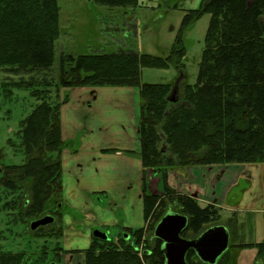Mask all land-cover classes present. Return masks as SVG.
<instances>
[{
	"label": "trees",
	"instance_id": "obj_1",
	"mask_svg": "<svg viewBox=\"0 0 264 264\" xmlns=\"http://www.w3.org/2000/svg\"><path fill=\"white\" fill-rule=\"evenodd\" d=\"M93 2L109 10L137 7V0ZM59 11L57 0H0V69L13 74L51 69L54 44L60 37ZM205 14L210 18L196 82L183 85L176 102L170 103L167 97L172 86L143 84L141 71L169 67L182 71L183 35ZM58 65L56 91L84 87L137 90L139 159L144 170L160 178L162 188V196L149 195L145 190L142 193L146 229H122L110 238L107 234L105 240L92 238L89 247L80 252L83 264H142L135 251L139 246L147 251L145 264H164L161 241L153 237V230L167 213L187 218L180 234L184 240H193L218 225L230 232L228 251L217 264H236L231 252L237 249H254L256 263L264 264V242L235 244L234 220L221 223L218 208L211 204L201 207L194 198L175 192L167 182L169 171L264 163V0H200L198 8L185 12L164 58L120 51L61 56ZM43 83V90L23 81L3 85L5 98L11 97L12 89L26 88L40 104L19 123L16 136L23 164L0 171L3 190L18 196L1 209L10 212L12 222L27 227L46 215L52 216L58 227L49 229V225L30 234L59 240L60 211L52 208L60 199L59 157L75 143L62 140L60 103L48 102L50 84ZM42 249L34 263L55 262L48 258L47 249ZM51 251L56 257L61 249L56 244ZM185 262L201 264L192 250L187 251ZM0 264H26V256L0 253Z\"/></svg>",
	"mask_w": 264,
	"mask_h": 264
},
{
	"label": "crops",
	"instance_id": "obj_2",
	"mask_svg": "<svg viewBox=\"0 0 264 264\" xmlns=\"http://www.w3.org/2000/svg\"><path fill=\"white\" fill-rule=\"evenodd\" d=\"M170 1L173 0H137V8L160 10ZM181 2L186 11L193 9L186 8L188 2L199 6L200 0ZM172 7L167 6L166 11ZM60 99L61 138L75 145L64 149L59 157L60 199L53 207L61 213L59 240L68 246L57 253L51 264H83L80 252L89 247L94 232L115 234L122 229H141L143 191L159 196L162 188L160 178L144 170L139 159L136 89L65 88ZM258 166L191 167L169 171L167 182L199 205L211 204L232 214H263L264 206L253 202L239 201L226 207L228 193L241 179L258 182ZM253 243L258 242L251 238L239 244ZM234 257L240 258L241 254Z\"/></svg>",
	"mask_w": 264,
	"mask_h": 264
},
{
	"label": "rangeland",
	"instance_id": "obj_3",
	"mask_svg": "<svg viewBox=\"0 0 264 264\" xmlns=\"http://www.w3.org/2000/svg\"><path fill=\"white\" fill-rule=\"evenodd\" d=\"M57 1L60 9V37L54 44L55 63L53 67L47 71H23L19 74H13L7 69H0V171L4 167L23 164V156L19 152V139L16 136L19 131V123L40 104L31 97V90L26 88L12 89L11 97L5 98L3 85L23 81L25 84L35 83V89L43 90L45 89L43 82H45L50 84L47 88L50 92L48 102L51 104L60 103V92L63 88L56 91L54 87L60 74L59 57L110 55L120 51H134L164 58L169 52L185 12L189 10H184L181 0L166 3L167 6H173L169 11H166L168 9L166 5H163L164 8L162 7L160 10L137 7L135 9L109 10L96 5L93 0ZM186 8L195 10L198 8V4L188 2ZM209 18V15L206 14L201 16L185 31L182 71L179 72L174 67H169L166 70L145 68L141 71V83L171 85L174 90L173 98L181 95L183 85H194L201 62ZM245 166L253 167V165ZM258 173V182L250 183L246 179H241L237 186L231 188L226 202L227 208L235 206V203L239 201L242 203L253 202V204L264 206V163L260 164ZM1 177L0 172V179ZM161 195L162 192L159 196ZM17 197V194L11 196L6 193L0 184V253H23L26 256V264H35L34 261L39 257L42 248H46L48 258L52 259L56 252L51 250L55 248L56 244L62 250L68 246V243L65 245L64 241H55L47 237L36 238L30 234L27 225L21 222H12L13 218L8 216L10 212L3 211L1 207ZM67 212L70 213L68 210ZM220 216L221 223L228 219L234 220L236 229L233 242L235 244L249 242L251 238L253 242H264V213L232 214L224 209L220 210ZM147 224L148 222L145 223V229ZM51 228L53 227L50 226L49 229ZM108 236L110 238L113 233ZM231 254L234 256L241 254L240 258L236 257L238 264H257L254 249H237L233 250Z\"/></svg>",
	"mask_w": 264,
	"mask_h": 264
},
{
	"label": "water",
	"instance_id": "obj_4",
	"mask_svg": "<svg viewBox=\"0 0 264 264\" xmlns=\"http://www.w3.org/2000/svg\"><path fill=\"white\" fill-rule=\"evenodd\" d=\"M174 90L171 89L167 101L176 102L173 98ZM53 223V218L45 216L33 221L29 229L31 232L46 227ZM187 226V218L180 214L167 213L155 226L153 236L161 241L160 252L164 258V264H187L185 255L192 250L202 264H216L217 260L226 252L229 243V234L225 227L214 226L205 230L193 240H184L180 237L181 232ZM94 238L105 240L102 233H93Z\"/></svg>",
	"mask_w": 264,
	"mask_h": 264
},
{
	"label": "flooded vegetation",
	"instance_id": "obj_5",
	"mask_svg": "<svg viewBox=\"0 0 264 264\" xmlns=\"http://www.w3.org/2000/svg\"><path fill=\"white\" fill-rule=\"evenodd\" d=\"M56 225H57V223H53V227H54V228H56ZM102 234H103V233H102ZM93 238H94V236H93ZM124 238L127 239L128 237L124 235ZM53 258H54V260H56L55 257H53ZM198 262H199V261H198ZM51 263H52V262H51ZM51 263H50V264H51ZM199 263H200V262H199ZM201 264H202V263H201ZM216 264H217V263H216Z\"/></svg>",
	"mask_w": 264,
	"mask_h": 264
},
{
	"label": "built area",
	"instance_id": "obj_6",
	"mask_svg": "<svg viewBox=\"0 0 264 264\" xmlns=\"http://www.w3.org/2000/svg\"><path fill=\"white\" fill-rule=\"evenodd\" d=\"M138 256L141 258V253L140 252L138 253Z\"/></svg>",
	"mask_w": 264,
	"mask_h": 264
}]
</instances>
